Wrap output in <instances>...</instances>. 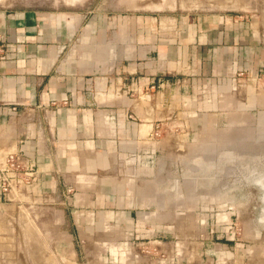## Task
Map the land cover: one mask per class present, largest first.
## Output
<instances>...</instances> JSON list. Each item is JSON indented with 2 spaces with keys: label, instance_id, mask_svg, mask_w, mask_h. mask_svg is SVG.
Instances as JSON below:
<instances>
[{
  "label": "crops",
  "instance_id": "0c3cea01",
  "mask_svg": "<svg viewBox=\"0 0 264 264\" xmlns=\"http://www.w3.org/2000/svg\"><path fill=\"white\" fill-rule=\"evenodd\" d=\"M109 14L64 22L33 0H0V149L34 171L29 183L0 191V238H13L14 223L37 204L51 223L68 221L75 239L111 224L162 228L172 220L162 210L189 198L176 193L172 163L205 167L224 144L264 127V93L233 91L237 71L264 69V0L173 17ZM75 39L89 50L68 53ZM201 170L212 186L225 181L221 168ZM193 175L180 176L186 184ZM208 195L205 205L215 200ZM158 237L151 243L172 246Z\"/></svg>",
  "mask_w": 264,
  "mask_h": 264
},
{
  "label": "rangeland",
  "instance_id": "374dc122",
  "mask_svg": "<svg viewBox=\"0 0 264 264\" xmlns=\"http://www.w3.org/2000/svg\"><path fill=\"white\" fill-rule=\"evenodd\" d=\"M138 2H145V6ZM33 6L59 12L64 22L76 15L85 23L91 11L120 16L157 13L161 17H173L194 10L216 13L234 7L239 9L243 7V0H33ZM84 44L75 39L67 47L68 53L73 50L74 54L81 55L89 50ZM255 130V143L237 144L243 156L224 160L226 168L238 170L225 175L221 184L218 181L212 186L204 181L207 178L200 166L192 164L190 169L188 163L185 166L178 164V160L172 163L174 177L181 182L176 193L180 196L186 193L189 198L185 204L178 202L162 210V213L169 212L172 219L161 223L162 228L154 229L158 223L153 221L127 227L111 224L99 230L96 238L75 239L68 235L72 233L68 221L59 226L51 223L49 213L37 204L26 208L29 217L23 214L14 223L13 238H0V264H161L160 260L166 256L173 258L174 264H264L262 191L249 182L264 173V127ZM255 130L242 128L240 132L250 134ZM178 143L180 148L182 145ZM5 153L0 149V166ZM253 154L256 156H251ZM187 170L197 175L192 176V183L184 184L185 179L180 175ZM208 194L215 198L211 205H205ZM30 213L35 215L33 222ZM0 228L3 230L2 226ZM157 234H163L162 241L172 246L160 249L159 245L151 243Z\"/></svg>",
  "mask_w": 264,
  "mask_h": 264
},
{
  "label": "built area",
  "instance_id": "2783aa9c",
  "mask_svg": "<svg viewBox=\"0 0 264 264\" xmlns=\"http://www.w3.org/2000/svg\"><path fill=\"white\" fill-rule=\"evenodd\" d=\"M234 80L235 84L233 91L235 97L239 98L242 96L245 90L264 93V69L256 70L254 72L242 70L237 71L234 75ZM180 127H182V124ZM180 127L177 126V129L174 130H178ZM159 128V123H157L156 128L149 132V137L152 139L159 138L161 134ZM246 136L238 139L237 142L224 144L222 151L219 152L222 155L221 159H223V162L219 168H221L222 172H225V175L235 174V172L238 170V168L230 169L224 166V160L226 158H231L233 160L243 156V154L238 150V142L248 143V145H250V143H255L257 141V137H250L248 135ZM251 156L255 157L256 155L253 154ZM3 158V162L0 166V191L3 194H8L16 190L19 186L29 183V180L33 178L34 171L30 166H25L23 158L19 153L8 152L5 153ZM219 160L220 159L215 161L212 160V163H216Z\"/></svg>",
  "mask_w": 264,
  "mask_h": 264
},
{
  "label": "water",
  "instance_id": "95a60500",
  "mask_svg": "<svg viewBox=\"0 0 264 264\" xmlns=\"http://www.w3.org/2000/svg\"><path fill=\"white\" fill-rule=\"evenodd\" d=\"M177 160L179 161V163H182V161H184L186 164L188 163L187 161H185L183 159H179L178 158ZM222 162H223V159H220L216 163H212V160H211V161H208L207 163H204L205 167H202V168L203 169H209V171H211V170L214 169V167L215 168H219ZM192 164H194L196 166H199L195 162H192ZM202 173L205 174L204 172H202ZM249 182H250L251 185L257 186V187H259L261 189V191H262V201H263V204H264V173L253 177L252 179L249 180Z\"/></svg>",
  "mask_w": 264,
  "mask_h": 264
},
{
  "label": "bare ground",
  "instance_id": "6f19581e",
  "mask_svg": "<svg viewBox=\"0 0 264 264\" xmlns=\"http://www.w3.org/2000/svg\"><path fill=\"white\" fill-rule=\"evenodd\" d=\"M147 127V126H146ZM178 144H180V143H178ZM179 146H181V144L179 145ZM183 147V146H182ZM181 148V147H180ZM240 204V203H239ZM238 205V204H237ZM243 206V205H242ZM240 209V208H239ZM241 210V209H240Z\"/></svg>",
  "mask_w": 264,
  "mask_h": 264
}]
</instances>
